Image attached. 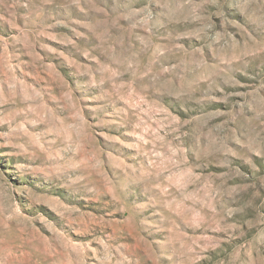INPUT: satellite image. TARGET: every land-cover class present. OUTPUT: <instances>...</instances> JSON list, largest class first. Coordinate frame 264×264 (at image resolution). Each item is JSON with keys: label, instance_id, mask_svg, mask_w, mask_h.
<instances>
[{"label": "rangeland", "instance_id": "374dc122", "mask_svg": "<svg viewBox=\"0 0 264 264\" xmlns=\"http://www.w3.org/2000/svg\"><path fill=\"white\" fill-rule=\"evenodd\" d=\"M0 264H264V0H0Z\"/></svg>", "mask_w": 264, "mask_h": 264}]
</instances>
